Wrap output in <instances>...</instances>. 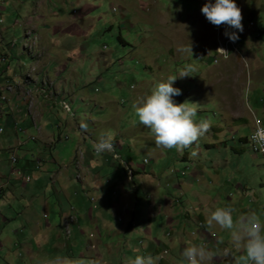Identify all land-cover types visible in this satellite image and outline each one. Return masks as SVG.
<instances>
[{"label":"rangeland","instance_id":"rangeland-1","mask_svg":"<svg viewBox=\"0 0 264 264\" xmlns=\"http://www.w3.org/2000/svg\"><path fill=\"white\" fill-rule=\"evenodd\" d=\"M79 1L81 0H69L68 3H72L73 7L71 8L70 4H67L63 11L68 18L72 16H75L76 19L77 17L83 18V21H77V26L85 33L84 37L82 39L71 38L67 43L63 42L64 39L59 41L58 36L50 37V43L57 48L56 51L65 59L71 58L74 61V64L68 65V61L63 60L67 62V69L61 71L57 82L63 83L64 92H72L75 96L73 100L67 96L64 99L50 100L55 104L54 109L50 107V110H46L40 122V126L47 133L55 136L51 149L40 150L37 141L27 139L26 135L19 132L22 125L30 124L29 120H26L28 124H23L25 112L20 115L24 121H16L18 132L15 131L14 124L6 123L5 117L0 119V125L3 128V133L0 135V148L6 149L7 146H11L13 139L25 143V146L18 151L17 156L25 157L24 162L28 161V167L31 168L27 172H21L22 169L18 167L19 161L16 166H11L9 152L3 151L1 154L0 171L7 176L12 186L5 197L0 199V214L3 218L9 219L7 223L0 221V247L2 249H0V264H24L25 259L13 247L19 238H23L21 234L15 235L14 231H19L24 216L31 214L33 218L43 220L42 213L48 211L50 217L47 220L58 222L59 207L57 205H60L59 199L62 198L56 195L53 190V186L57 190L58 186L51 184L52 175L57 172L62 173L68 166L69 169L66 170L65 175L61 176L60 182L67 181L76 184L69 178L75 175V169L71 162L77 148H82L81 138L83 135L94 131V129L98 130V133L100 131L110 135L111 140L116 138L120 144L119 155L122 161H131L133 165L138 166L142 165L144 159L148 162L151 159V164L148 163L145 166L147 169L151 166L157 177L167 171V177H169L161 182V188L172 201L178 196L181 197L182 204L176 205L175 213H194L192 208L196 201L188 193L176 189L175 185L177 182L183 181L194 167L201 165L207 170H211V168L219 170L221 174L219 180L227 182L231 188L229 196L222 194L228 199L219 197L216 206H227L233 209L234 222L241 217L242 209H249L250 213H255L261 224L264 225V156L255 153L252 145L245 142L251 136L252 125L256 120L264 126V77L261 82L250 81L245 71L246 66L242 64V71L238 68L237 71L230 72V75H223L224 79H221V75L218 73L221 62H212V59L215 58L214 45L216 43L213 35L215 29H219V25H212L200 13L199 9L202 6L200 0H164L169 8L167 10H172L174 18L170 19L171 22L166 19L167 22L163 23L165 15H162V18L156 19V26L150 27L141 23L139 16H134V14L140 13L138 10H134V6L139 0H82L85 3L81 2L90 6L91 9L86 13H81ZM33 2V0H0V32H2L0 53L5 52L9 56L7 62L0 63V83H4L5 79L11 80L12 83L18 82L34 66L35 60L27 53L26 49L22 48L24 42L22 44L20 42L22 38L21 25L12 27L13 22L17 19V11L14 7L17 5L19 7L23 5L21 8L31 7ZM234 2L240 9L241 15L242 31L237 33L238 39L242 38L243 33L247 30L251 31L249 36L251 40L257 41L255 34L259 30L263 31L264 39V0H235ZM49 3L57 8L53 9L54 11H61V8L58 7L59 2L51 0ZM246 4L255 11L252 18L249 16L250 14L245 15L243 11V6ZM10 7L12 15L8 12ZM123 8L127 11L125 10L126 15L122 17L121 12L118 11ZM153 12L151 9L149 14L151 15ZM198 15L199 19L196 18ZM135 19L137 22L134 21ZM250 20L254 25L253 28L249 26ZM192 21L195 22L192 23ZM160 22L162 25H159ZM232 30L235 31V29ZM224 37L221 34L219 40L227 39ZM238 39L234 43H237ZM221 43H228V39ZM229 43L232 42L229 41ZM79 45L86 48L85 53L84 50L78 48ZM188 46L191 55L186 50L179 51L180 48L187 49ZM257 46L262 51L261 58L264 67V41L259 42ZM168 48L173 49L172 54L167 52ZM231 51H235L233 44ZM68 54L70 56H67ZM216 54L218 57V48ZM48 56L51 55L48 54ZM50 61L45 65L46 71L52 73L54 69H58V66L60 68L58 61L55 59ZM185 66H190L189 76L174 80L172 86L180 89V95L173 99L176 103L185 100L197 103L199 107L194 119L196 121L206 120L209 123V128L187 148L177 150L173 147L167 149L165 158L156 157L151 151L160 148L155 146L150 131L137 121L132 104L142 99L156 81L170 75L177 76ZM72 68L76 75L71 77L67 74ZM30 75L39 81L38 87H40L39 83L42 78L33 72ZM233 81H237L239 90L237 91L235 110L242 113L249 123L238 121L229 125L230 119L218 107L219 94L222 97L226 93L225 87ZM5 85L3 90L0 89L4 93L9 84ZM43 90L48 96V89L44 87ZM26 96L29 99V96ZM38 100L48 102L42 97ZM64 104L68 105V111L63 109L62 105ZM18 106L21 107L20 110L23 109L21 105ZM81 123L87 125L86 129H80ZM29 133V136H36L35 131ZM58 137H60L59 141ZM220 141L223 144H218ZM85 148H87V156L91 155L97 160L102 158L100 153L93 151L92 145ZM38 152L41 153L39 158L41 167L32 169L35 167L34 161ZM183 153L188 156L186 163L179 162V157ZM82 154L83 152H81ZM183 165L187 169H184ZM16 169L21 170L20 176L11 175V170ZM110 169L109 167L107 171H103L107 175H103L105 178H109ZM208 172L205 173L206 180L211 174L210 171ZM181 174H185L186 177H181ZM21 176L31 178L29 187H33L29 192L22 190ZM35 179L40 181L36 186L34 185ZM121 182H125L124 177L121 178ZM134 182L140 184L135 179ZM238 185L246 188L247 195L233 192V189ZM143 189L138 187V200L142 203L137 207L139 216L146 204V194ZM193 190L200 194L204 191L206 193V190H202L199 185H195ZM208 193L210 194L209 191ZM217 193L213 192V196L217 197ZM253 194H256L257 199L256 197L253 199ZM31 197L46 199L47 208H41L36 204L37 202L30 205ZM61 205L63 208L70 209L68 205L65 207L64 203ZM139 220H137L136 228L130 234H125V232L123 235L120 233L119 236L109 234L102 237L103 244L109 245L113 251L109 254L103 249H98L99 253L102 251L104 262L125 264L126 259L135 256L134 249L137 243L146 245L147 239L138 234L142 228ZM118 221L120 222L121 219ZM115 223L120 227V223ZM166 232V235H169L171 229ZM89 233L93 232L88 231L84 236L77 237V243L84 246L88 243L87 239L94 242V239L98 238L97 236L89 238ZM24 235L26 239H29L26 234ZM47 253L45 259L52 255L50 252ZM169 256H174L179 264L180 258L178 259L175 251L171 252Z\"/></svg>","mask_w":264,"mask_h":264},{"label":"crops","instance_id":"crops-1","mask_svg":"<svg viewBox=\"0 0 264 264\" xmlns=\"http://www.w3.org/2000/svg\"><path fill=\"white\" fill-rule=\"evenodd\" d=\"M33 1L31 7L21 8L23 5L14 7L17 11V19L13 22L12 27L21 25L22 38L20 42L21 44L24 42L22 48L26 49L27 53L35 60L34 66L30 72L25 73L20 81L12 83L11 80L5 79L4 83H0V89L2 90L5 88V84H13L15 90L12 94L8 93L6 89L5 93L2 90L0 92L4 96H9L8 101L3 106V117H5L6 123L8 125L14 124V129L18 132V129L16 130V121H24L20 115L25 112V121L23 124H28L26 120H29L30 124H28L29 127L22 125L19 132L26 135L27 139L37 141L40 150H45V148L50 150L53 146L55 136L47 133L40 126L45 111L50 110V107L54 109L55 104L51 103L50 100L58 98L64 99L66 96L72 100L75 98L72 92H64V88H62L63 83L57 82L61 71L67 69V62L63 60H67L68 65L74 64V61L71 58L65 59L62 57L56 51L57 48L50 43V37L58 36L59 41L64 39L63 42L67 43L71 38L82 39L85 33L77 26V21H83L82 17H77L76 19L75 16H72L68 18L64 14L63 9L66 8L65 6L67 4H70L71 8L73 7L72 3H68L69 0H55L59 2L58 7L59 9L61 8V11L53 10L57 8L49 3L51 0ZM81 1H79L81 13L90 11V6L84 4V1H82L84 3ZM202 2L203 0H200L201 5H203ZM166 6L167 4L164 0L163 2L161 0H139L137 5L134 6V10H138L140 13H136L134 16H139L141 19L140 22L144 25L146 24L149 27L152 25L156 26V19L159 20L158 17L162 18V15H165V19L162 21L163 23L167 22L166 19L170 21V19L172 20L174 18L172 16V10H167L169 8ZM151 9L154 12L150 15ZM9 10L8 12L12 15L11 7ZM125 10L123 8L118 11L119 13L121 12L122 17L126 15ZM243 11L245 15L250 14L249 16L251 18L254 16V9L247 4L243 6ZM20 14H22L21 18ZM196 18L199 19L200 16L198 15ZM175 20L177 21V19ZM134 21L137 22V19ZM159 25H162L161 22ZM249 26L251 28L254 27L251 20L249 21ZM215 30L213 35L214 40L218 37L220 38V35L225 31V25L221 24L219 25V29L216 28ZM228 30L233 31L230 28ZM1 34L2 32H0V37ZM250 34L251 31L249 30L243 33V37L239 38L237 43H235L237 52L231 53L227 61L220 63L218 73H220L221 79H224L223 75H230V72L237 71L238 68L242 71V64L246 66L245 71L250 81L253 80L257 83L263 79L264 67L261 58L262 51L257 46L259 42L264 41L263 31H256L255 37L257 41L251 40L249 38ZM27 44L28 47H26ZM124 45L126 44L124 43ZM78 48L84 50V53L86 52L85 47L83 48L79 45ZM167 52L172 54L173 49L168 48ZM53 53H55V58L53 57ZM48 54L51 56H48ZM67 56H70V54ZM0 57L5 58L6 62L9 58L5 52H1ZM53 59L59 62L60 68L58 66V69H54L50 73L45 70V65ZM31 72L42 78L39 83L41 85L40 87H38L39 81L31 77ZM67 75H71V77L75 76L74 69H69V74ZM60 81L62 82V80ZM44 87L48 89V96L43 90ZM237 91H239L237 81H233V83H229L225 87L226 93L222 97H220L221 94L218 96V107L231 120L228 122L229 125L238 121L243 123L246 121L245 116L235 110ZM26 95L29 96V99ZM40 97L46 99L48 102L38 100ZM17 103L22 106L24 111L23 109L20 110L21 107ZM246 123L249 122L246 121ZM51 126L53 127V125ZM32 131H35V137L29 136V132ZM102 133L100 131L98 133V130L94 129L90 133H85L81 138L82 148H77V152L71 162L75 169V175L69 177L76 184H71L67 181L65 183L60 182L61 176L65 175L66 170L69 169L68 166L64 168L65 170L62 173L57 172L52 175L51 184L58 186V190L55 186H53V190L56 195L62 198L59 199L60 205H57L59 207L58 222L51 221L50 219L47 220L50 217L48 211H45L47 214L45 212L42 213L43 220L36 217L34 219L30 214L24 216L22 224L19 226V231H14L15 235H23V238H19L18 244L16 243L13 247L25 259L24 264H49L50 261H54L58 257L80 259L82 261L94 258L99 261V264H108L104 262L102 251L99 253L98 249H103V251H107L109 254L113 253V251L109 245L103 244L102 237H106L109 234L119 236L120 233L123 235L125 232V234H130L136 228L138 219H140L139 221L143 228H140L138 234L145 237L147 243L146 245L137 243L134 253L135 255L142 256L151 255L156 258V264H178L174 258L175 255L171 257L169 254L175 251L179 259L182 250L190 244L203 245L209 250L210 255L202 264H244V261L240 259L243 251L233 247L229 230H222L214 223L210 227L205 226V221L210 210L214 209L218 204V198H227V196H223L222 194H228L229 196L230 193L231 188L228 183L219 180L221 176L219 170H214L213 168L207 170L200 165L194 167L193 171L187 177L185 174L180 175L186 178L183 181L177 182L175 188L188 193L196 202H194L192 208L194 211L193 214L187 212L178 214L174 211L177 208V204H182L181 197L174 198V201L167 197L164 189L161 188V182L169 177H167L168 173L164 171L159 175L160 177H157L151 166L147 169L145 165L148 163L151 164V159L146 164L144 163V159L142 165L138 166L133 165L131 161H122L119 155L121 150L120 144L116 141V138L111 140L114 146L113 150L111 152L105 151L100 153L102 158H99V160L91 155L87 156V148L85 147L88 145L93 146V142ZM59 140L60 137H58ZM12 143L6 149L0 148V157L3 151L8 152L9 149L13 148L17 154L25 146V143H20L15 139L12 140ZM221 143L223 144L221 141L218 144ZM93 151L95 152L94 149ZM167 151V149L160 148L151 152L156 157L165 158V152ZM81 152H83L84 156H82L83 154L81 155ZM40 156L41 153L38 152L37 158L34 161L35 167L32 169H38L35 163H38L41 167ZM24 159L25 157H18V164L20 163L18 167L22 169V171L20 170L21 172H27L31 169L28 167V161L24 162ZM187 161L188 156L186 153H183L179 157V162L186 163ZM21 162L23 163L21 164ZM109 167L111 169L108 172L109 178L107 177V180L104 177L107 175L103 171H107ZM182 167L185 166L183 165ZM184 169L187 168L185 167ZM208 171L211 174L208 180H206L205 173H209ZM11 175L15 174L11 173ZM123 177L125 182H121V178ZM134 179L136 182L139 181L140 184H136ZM38 181L39 179L34 180L35 186ZM30 183L31 181L27 184L21 181L22 190L29 192L33 187H29ZM0 185L3 186V194L0 196V199H2L12 185L11 181L1 171ZM195 185L201 186V189L206 190V193L204 191L200 194L194 191L193 187ZM139 186L144 188L143 191L146 194V204L140 214L144 217L143 219L137 212V207L142 205L138 200ZM245 190L246 188L238 185L233 189V192L235 194L245 193L247 195ZM213 192H218L217 197L213 196ZM255 197L257 199L256 194H253V199ZM175 201L179 203H174ZM35 202L44 209L48 206L47 200L43 197H31L30 205H33ZM61 203H64L65 207L68 205L70 209H66L67 207L63 208ZM250 212L249 209L241 210L242 214H248ZM119 219H121L120 222L118 221ZM8 220L0 214V221L7 223ZM115 222L120 223V227ZM168 229H171V232L169 235H166ZM88 231L93 232L88 234L89 238H95V236L98 238H95L94 242H90V239H87L88 243L81 246L77 243V237L84 236ZM24 234L29 239H26ZM47 252L52 253V255H49L45 259ZM119 252L120 249L118 250V254ZM165 252L166 254H164Z\"/></svg>","mask_w":264,"mask_h":264},{"label":"clouds","instance_id":"clouds-1","mask_svg":"<svg viewBox=\"0 0 264 264\" xmlns=\"http://www.w3.org/2000/svg\"><path fill=\"white\" fill-rule=\"evenodd\" d=\"M199 11L212 25H225V31L222 34L235 46V51H231L230 55L237 52L234 42L238 39L237 33L242 31V25L240 9L234 0H205ZM229 28L235 31H229ZM218 41H220L219 37L214 46L215 58L212 62L217 57L215 49ZM185 50L191 55L189 46L187 49H179L181 52ZM228 59L219 60L218 63ZM189 70L190 66H185L177 76L170 75L156 81L142 99L132 104L137 121L150 131L154 144L158 148L175 147L177 150L187 148L209 128L206 120L196 121L194 119L199 107L197 103L188 100L176 103L173 99L180 95V89L172 86L174 80L189 76ZM79 127L83 130L87 125L81 123ZM93 147L97 153L111 152L114 147L111 136L100 134L93 142ZM232 213L233 209L230 207L216 206L210 210L205 226L210 227L214 223L222 230H229L233 247L243 251L240 259L244 261V264H264V231H262L264 225L255 213L242 214L235 222ZM209 255V250L203 245L190 244L182 250L179 264H202ZM49 264H99V261L94 258L82 261L58 257ZM125 264H156V258L151 255H135L126 259Z\"/></svg>","mask_w":264,"mask_h":264},{"label":"built area","instance_id":"built-area-1","mask_svg":"<svg viewBox=\"0 0 264 264\" xmlns=\"http://www.w3.org/2000/svg\"><path fill=\"white\" fill-rule=\"evenodd\" d=\"M232 44L233 43H229V40H228V43H221V41H218L216 48L222 49L223 51L218 50V57H216V59H214L213 61L228 59L230 52L232 50ZM5 61H6L5 58H0V63L5 62ZM8 98H9V96L0 98V119H2L4 116L3 106L8 101ZM62 106H63V109H66V111H68V109H69L68 105L64 104ZM2 133H3V128L0 125V135ZM246 141L249 143V145H254V148L257 149V154L264 156V126L261 124V122H259L258 120H256L254 122V129L251 133V136L249 137V139H246ZM8 152L11 154L10 160H9L10 164H11V166L14 167V166H16V164L18 162V156L16 154V151L13 148L9 149ZM144 163H147V161L145 160ZM35 164H36V168H37L39 166V164L38 163H35ZM11 173L17 174L20 176L19 170H13ZM21 179L25 184H27L31 181V178L29 176H26L24 178L21 176ZM2 194H3V186L0 185V196H2Z\"/></svg>","mask_w":264,"mask_h":264},{"label":"bare ground","instance_id":"bare-ground-1","mask_svg":"<svg viewBox=\"0 0 264 264\" xmlns=\"http://www.w3.org/2000/svg\"><path fill=\"white\" fill-rule=\"evenodd\" d=\"M217 52V48L215 49V53ZM217 55V54H216ZM23 85V84H22ZM14 85H12V84H9L7 87H6V91L8 92V93H10V94H12L13 92H14ZM17 91V90H16ZM1 97H6V96H4V95H2V93L0 92V98ZM252 147H253V151L255 152V153H257V149L256 148H254V145H252ZM164 254H166V252L164 253Z\"/></svg>","mask_w":264,"mask_h":264},{"label":"trees","instance_id":"trees-1","mask_svg":"<svg viewBox=\"0 0 264 264\" xmlns=\"http://www.w3.org/2000/svg\"><path fill=\"white\" fill-rule=\"evenodd\" d=\"M37 168H39V166Z\"/></svg>","mask_w":264,"mask_h":264}]
</instances>
